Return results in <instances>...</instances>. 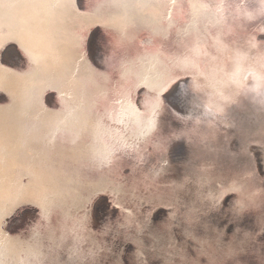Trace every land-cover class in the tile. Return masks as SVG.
<instances>
[{"label": "bare ground", "instance_id": "bare-ground-1", "mask_svg": "<svg viewBox=\"0 0 264 264\" xmlns=\"http://www.w3.org/2000/svg\"><path fill=\"white\" fill-rule=\"evenodd\" d=\"M16 2L13 19L0 30V38L16 36L23 43L22 48L4 41L6 51L0 49V264H114L100 226L93 228L88 220L86 202L95 190H109L111 199L138 223L135 214L150 215L143 205L159 202L170 213L178 207L184 218L196 214L191 209L199 204L216 217L212 206H218L220 186L242 177L217 159L215 146L195 147L194 166L178 176L158 139L171 129L186 139L197 137L200 123L179 120L157 93L178 72L193 73L192 95L206 108L226 111L235 126L240 111L248 115L247 105L254 106L243 123L244 133L257 132L258 124L264 147V117H255L257 110L264 113V43L259 46L252 34L264 22V0ZM90 29L96 35L87 40ZM149 36V44L141 41ZM249 67L242 79L247 85L239 83L240 71ZM230 71V80L241 91L228 83ZM140 87L145 90L137 104ZM124 166L128 173L122 172ZM255 201L245 205L264 208L258 197ZM21 204L36 213L27 208L19 218L20 212L15 213L16 221H22L16 230L5 223L6 215ZM242 204H236V212L244 213L236 220L248 222L251 216ZM163 221L155 228H164ZM166 232L173 237L168 226ZM159 241L162 252L173 254L177 245L168 241L172 248H164ZM252 241L243 238L242 247L232 246L227 253L234 251L239 264H251L249 255L243 257L239 250ZM218 250L199 246L192 257L204 263L217 258L210 253ZM100 252L109 261L101 262ZM245 252L263 258L264 244ZM200 254L206 255L204 261Z\"/></svg>", "mask_w": 264, "mask_h": 264}, {"label": "water", "instance_id": "water-1", "mask_svg": "<svg viewBox=\"0 0 264 264\" xmlns=\"http://www.w3.org/2000/svg\"><path fill=\"white\" fill-rule=\"evenodd\" d=\"M263 23L255 28L251 27L253 38L257 40L255 43L259 46H262L264 43ZM88 35L89 34H87V36ZM142 41L149 44L150 39H143ZM253 47L255 48L256 45ZM2 51H6V47H4ZM15 58L16 57H14V59ZM9 59L11 60L10 57ZM250 67L240 71L241 78H238L240 80L239 83L246 84L242 79H246L249 75L248 73L250 70L248 69H251ZM180 72H178L175 77L172 76L169 84L164 85L157 94L164 97V102L178 114V117L181 116L179 120L187 119L191 122L196 119L194 121L200 123V126H198V134L197 137L186 139L185 137L179 136L177 131L171 129V131L168 133L165 132V134L158 139V146L160 145L161 150L165 151V156H169V160L176 164L174 167H176L178 176H185L186 172H190L192 166H194L192 162L194 161L193 149L195 147L202 146V148H212L213 146V148L216 147L215 156L218 157L217 159L225 164L228 163L234 170V175L236 174L239 178L242 177V179L236 184L234 183L231 185V182L228 181L224 186H220V190L217 192L218 206H212L214 209L211 208L213 212L218 211V214H220L219 216L216 214V217L215 215L211 216L210 214L204 213L203 207L201 208L200 204L195 206L198 207L197 209H191L192 211H198L197 213L199 214L190 213L189 216H187L188 218H184L183 213H178L180 211L176 210L178 209L177 207L175 208V213L171 212V217L170 211L166 209L168 206L163 202H159L154 205L148 204L147 207L143 205L144 212L150 214L148 216L150 220L142 215H138L137 217V214H135V218L140 222L138 223L137 221L134 222L132 220L133 218L125 213L128 212L127 210L124 212L123 209H120V206L115 203V200L111 199L112 193L104 189L103 191H93V195L86 202L87 208H90L88 209L89 221L94 222V220H96L101 222V225H99V232L103 237H106L105 245L109 246L111 249L109 257L111 263L114 262V264H239L234 260L235 256L231 255L234 251L230 253L227 252L232 246H241L242 243L240 240H243V238H250L251 241L253 239L255 240L252 241L253 244H251L249 248H241V250H239L243 257L249 255L247 258H251V264H261L260 261L264 263V257L258 258L260 261L256 262L253 261V259H257L256 256L245 252L246 250L256 248L259 244H264V208L256 211L255 207L252 206L256 203V197H258V204L264 205V147L261 146L259 140V135L263 134L258 124L257 132L252 129L245 134L243 127V123L248 121L249 116L252 115L254 106L246 104L250 107L249 114L244 115L240 111L238 117L234 118L238 124L235 126L236 122L228 116L226 111L223 112L224 110H222L220 112H215L216 110L214 111L206 108L199 98H195L192 95V91L189 90L190 77L188 73H186L185 70ZM229 77H232V72ZM229 84L233 86L236 90L235 92L240 90L234 81H230ZM141 90L140 88L139 92H141ZM139 97L137 96L138 99H140ZM188 105H192L193 109L191 108V110H188ZM261 115L263 118L264 113L257 110L255 117L258 118ZM239 120L240 122H238ZM255 121H252V123ZM233 126H235L234 129L230 131L229 129ZM238 127L241 128V130L239 128V136L234 134V131H237ZM147 146L148 148L151 147L149 144H147ZM219 156L225 157V160L219 158ZM244 156L246 157L245 160L249 161L248 168L246 164L247 161L243 160ZM181 159H184V161L181 162ZM234 185L238 186L235 188L233 187ZM236 199H239L238 203L235 202ZM251 202L255 203L245 205ZM236 204H242L241 207L243 206L249 210L248 214L251 217L248 222L246 218L244 220H236L237 217L244 214L242 209L236 212ZM182 205L184 206V204ZM13 208V212L6 215L5 223H9L10 225L8 226L10 228L18 230L22 221H16L17 218L21 216V213H23L26 208L31 210L30 208H32V206H29V204H21ZM200 208L202 211L199 210ZM31 211L36 213L34 210ZM19 212L20 214L17 218L13 216L15 213ZM173 214L175 215L173 216ZM176 214L179 218L176 217ZM207 216V219H211V221H206L205 218ZM162 217L165 219H162ZM168 218H172L173 220L169 221ZM159 219L168 221V223L163 221L164 228L162 229L155 228L154 226ZM104 221L105 223L109 221V225H102ZM167 226L173 237L166 235ZM238 229L240 231H238ZM156 232L165 234L166 238H162L160 235L156 234ZM228 235L230 237L233 236L234 240L232 241V238L228 240ZM240 235L241 237L243 236L242 239H240ZM160 238L164 248H172V243H174L175 246L177 245L176 249L173 248V254L170 253L169 255L166 252H162L161 246L158 245ZM168 241L172 246L167 244ZM100 244L104 246L101 242ZM203 245H206L207 248H218L219 250L217 252L210 253L217 258L207 259L205 254H200V261H204V258H206V262L203 263L199 262L197 257H192L193 252L198 249L199 246ZM178 246H180V248ZM224 250H226V252ZM244 252L246 254H243ZM97 255H101V262H103V260L109 261V257H106L105 254L103 255V253L100 252L97 253ZM79 256H85V254L82 253V255ZM211 259H213V262ZM240 264H244V262L242 261Z\"/></svg>", "mask_w": 264, "mask_h": 264}, {"label": "snow or ice", "instance_id": "snow-or-ice-1", "mask_svg": "<svg viewBox=\"0 0 264 264\" xmlns=\"http://www.w3.org/2000/svg\"><path fill=\"white\" fill-rule=\"evenodd\" d=\"M19 5L17 4L16 0H0V30H4L5 24L7 21H11L13 19V11L15 8H17ZM5 9H8L7 13ZM4 41H15L16 44H20L23 48L22 41L16 37V36H10L8 40H4L3 38H0V49L4 48ZM26 54L29 55L30 60H32L33 63L36 62V58L32 56L31 53L27 52V49H24Z\"/></svg>", "mask_w": 264, "mask_h": 264}, {"label": "rangeland", "instance_id": "rangeland-1", "mask_svg": "<svg viewBox=\"0 0 264 264\" xmlns=\"http://www.w3.org/2000/svg\"><path fill=\"white\" fill-rule=\"evenodd\" d=\"M94 28L96 29L97 27H94ZM94 28L92 27L91 29H94ZM99 28H100V27H99ZM91 29L89 30L90 33H88V34L90 35V39H88L89 36H87V40H91V39L93 38L92 36H93V35H96V31H95L94 34H93ZM97 31H99V30H97ZM105 38H106V37H105ZM148 38L151 39L150 36H149ZM148 38H147V39H148ZM106 39L108 40V38H106ZM142 39H144V38H142ZM142 39H141V41H142ZM151 40H152V39H151ZM101 43H103V44H101ZM101 43H100V45H102L101 47L104 48V47H105V46H104V42H101ZM90 44H91V43H90ZM90 44H89V45H90ZM105 45H108V44H105ZM6 47H7V46H6ZM87 47H88V46H87ZM89 47H90V46H89ZM105 48H106V47H105ZM105 48H104V50H105ZM87 50H88V48H87ZM93 51H94V50L92 49V51H91L92 54H91V55H90L91 52H90V53H87V55L89 54V55H88V58H89L90 61L93 60V58H92L93 53H94ZM5 57H6V56H5ZM4 59H5V58H4ZM188 75H189V77H190V82L193 81V76H194L193 73H188ZM227 77L229 78L228 83H229L230 81H232V80H230L231 77H229L228 75H227ZM191 79H192V80H191ZM140 88H141L142 90H145V89L142 88V87H140ZM140 88H139L138 91H137V96L139 97V95H140L139 98L141 99V98H143V97H142V94H141V93H142V90H141V92H139ZM228 90H229V88H228ZM224 93L227 94L228 92L225 91ZM137 96H136V98H137ZM137 99H138V98H137ZM138 100H139V99H138ZM138 100L136 101L137 104H139ZM138 129H139V127L134 128L135 131H138ZM145 134H146V133H145ZM144 137H145V136H144ZM146 139H147V138H146ZM149 150H150V149L148 148V151H149ZM201 154H202V153L200 152V155H201ZM196 155H197V154H194V156H196ZM198 155H199V154H198ZM202 155H203V154H202ZM202 155H201V156H202ZM200 159H201V161L199 160V162H203V161H202V158H200ZM170 162H172V161H170ZM170 164L175 165V163H170ZM125 167H126V166L123 167L122 172H123V173H128L129 171H128L127 167H126V168H125ZM169 172H170V171H169ZM166 175H167V177H170L172 174L168 175V174L166 173ZM160 181H161V180H160ZM152 200H153V202L155 201L154 198H152ZM144 205H145V204H144ZM162 219H165V218L162 217ZM162 219H159L158 221H157V220H156V221L159 222V221L162 220ZM88 220H89V217H88ZM154 220H155V219H154ZM94 221H96V220H94ZM89 222H90V224L93 226V228H98L99 226L97 227V225H100V224H101V222H99V221H96L97 224H95V222H91V221H89ZM98 222H99V223H98Z\"/></svg>", "mask_w": 264, "mask_h": 264}]
</instances>
